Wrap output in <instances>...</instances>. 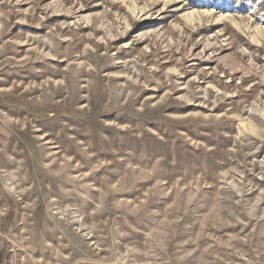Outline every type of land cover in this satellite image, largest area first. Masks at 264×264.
<instances>
[{
  "label": "rangeland",
  "instance_id": "obj_1",
  "mask_svg": "<svg viewBox=\"0 0 264 264\" xmlns=\"http://www.w3.org/2000/svg\"><path fill=\"white\" fill-rule=\"evenodd\" d=\"M0 264H264V0H0Z\"/></svg>",
  "mask_w": 264,
  "mask_h": 264
}]
</instances>
